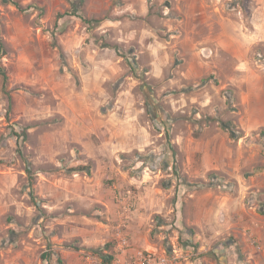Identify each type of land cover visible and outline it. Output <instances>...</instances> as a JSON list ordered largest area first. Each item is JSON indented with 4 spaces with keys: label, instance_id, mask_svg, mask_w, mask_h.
<instances>
[{
    "label": "rangeland",
    "instance_id": "rangeland-1",
    "mask_svg": "<svg viewBox=\"0 0 264 264\" xmlns=\"http://www.w3.org/2000/svg\"><path fill=\"white\" fill-rule=\"evenodd\" d=\"M16 1L0 264H264V0Z\"/></svg>",
    "mask_w": 264,
    "mask_h": 264
},
{
    "label": "trees",
    "instance_id": "trees-1",
    "mask_svg": "<svg viewBox=\"0 0 264 264\" xmlns=\"http://www.w3.org/2000/svg\"><path fill=\"white\" fill-rule=\"evenodd\" d=\"M12 3L17 7V9H19L20 11H27L31 8H34L35 6L33 5H30V6H26V7H23L18 1L16 0H12ZM86 22H90L89 20H86ZM5 48V45L4 43L0 40V52ZM1 53H0V74L2 75L3 77V88H4V93L8 96V99L10 101V107L12 106V103H13V100H12V96L10 94V92L7 90V85L9 83V76H8V73H7V70L5 69V67L2 65V62H1ZM26 138V137H25ZM19 151L21 152V149H19ZM114 260V257L113 256H110V255H107L105 256V259H104V263L105 264H111Z\"/></svg>",
    "mask_w": 264,
    "mask_h": 264
},
{
    "label": "built area",
    "instance_id": "built-area-1",
    "mask_svg": "<svg viewBox=\"0 0 264 264\" xmlns=\"http://www.w3.org/2000/svg\"><path fill=\"white\" fill-rule=\"evenodd\" d=\"M132 264H167V261L165 258L161 257L156 258L152 255H140L138 260Z\"/></svg>",
    "mask_w": 264,
    "mask_h": 264
}]
</instances>
